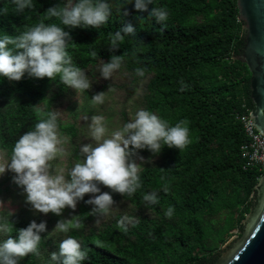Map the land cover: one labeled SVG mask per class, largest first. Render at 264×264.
I'll use <instances>...</instances> for the list:
<instances>
[{
    "label": "trees",
    "instance_id": "obj_1",
    "mask_svg": "<svg viewBox=\"0 0 264 264\" xmlns=\"http://www.w3.org/2000/svg\"><path fill=\"white\" fill-rule=\"evenodd\" d=\"M125 2L113 0L112 17L98 29L66 28L75 41L69 42V55L83 70L108 61L113 54L121 55L122 66L131 73L143 68L145 76H137L147 78L142 108L172 125L184 121L191 142L180 151L165 147L157 160L146 163L142 187L131 199L113 193L115 201H128V214L138 220L135 226H129L127 232L119 229L120 214L95 228L90 225L95 217L89 212L92 206L81 201L74 214L86 218L82 228L71 235L88 252L83 264H211L230 231L237 228L241 233V222L253 207L255 186L263 174L256 168L244 169L240 157L245 136L236 114L253 110V104L250 72L235 58L244 36L236 0H155L149 10L156 6L169 12L163 26L148 17V12L136 10L134 0L124 6L127 16L117 13L115 9ZM33 3L34 9L17 13L10 0H0V6L9 10L0 15V35L18 34L38 23L48 7L63 6L64 0ZM46 22L60 24L58 18ZM129 22L136 34L125 36L120 48L110 49L111 36ZM66 89L58 78L0 80V151L6 158L16 140L37 122L35 108L42 103L53 111L47 102L49 95L55 99ZM126 121L123 114L122 124ZM59 124L61 132L71 137L78 134L74 124ZM150 154L140 151L145 158ZM74 156L80 159L79 153ZM7 181L0 180V194L8 191ZM164 185L170 191H161L160 203L146 207L144 193ZM101 190L110 191L105 186ZM169 207L173 208L171 217L165 215ZM10 219L15 222L13 235L16 227H25L32 220L40 222L24 212ZM41 235L40 255L29 254L20 264H46L52 240L46 232Z\"/></svg>",
    "mask_w": 264,
    "mask_h": 264
},
{
    "label": "clouds",
    "instance_id": "obj_2",
    "mask_svg": "<svg viewBox=\"0 0 264 264\" xmlns=\"http://www.w3.org/2000/svg\"><path fill=\"white\" fill-rule=\"evenodd\" d=\"M10 3L17 13L35 8L33 0H10ZM127 4H133V0H126L115 11L127 16L129 13L124 7ZM154 4L155 0H134L136 10L148 12V17L163 26L169 19V12L156 6L149 10V5ZM8 11L0 6V15H7ZM113 11V0H64L63 6L48 7L38 23L27 26L18 34L0 35V80L20 81L26 76L33 79L47 77L51 81L58 78L60 85L76 92L91 89L92 81L69 55V42L74 40L71 32L65 29H98L109 22ZM52 18H58L60 24L46 22ZM136 32L132 23L122 25L111 36L109 48H120L125 36ZM123 62L121 55H111L99 68L101 77L112 78ZM135 73L139 77L145 76L143 68H136ZM91 100L94 105L103 104L105 91L95 93ZM35 114L34 127L16 140L10 156L0 163V176L6 171L14 173L12 180L22 189L25 203L33 211L45 215L51 212L62 217L47 234L48 238H61L58 249L50 253L46 264H83L88 258L82 242L71 235L73 230L82 228L86 217L72 214L65 218L62 216L65 208L74 213L78 203L83 201L92 206L89 212L97 217V223L110 218L118 205L113 193L131 199L141 189L146 160L152 162L165 147L180 151L191 142L190 129L184 121L172 125L148 109L137 110L132 118L112 130L104 116L93 115L85 137L90 138V142L81 144L80 159L70 168L57 167L53 161L66 155L68 143L60 131L59 113L44 106L36 107ZM141 150H148L152 155L145 158L140 155ZM101 186L110 191H102ZM161 191L168 193L169 186L144 193L145 206L158 205ZM86 194L88 199H85ZM10 204V200L6 203L0 199V264H20L29 254L39 256L41 234L47 232L46 221L32 220L25 227H16L13 235L15 222L10 218L15 209ZM4 205H8L6 210ZM165 215L171 217L173 208L169 207ZM137 223L134 215L124 213L119 217L117 227L127 232L129 226Z\"/></svg>",
    "mask_w": 264,
    "mask_h": 264
},
{
    "label": "rangeland",
    "instance_id": "obj_3",
    "mask_svg": "<svg viewBox=\"0 0 264 264\" xmlns=\"http://www.w3.org/2000/svg\"><path fill=\"white\" fill-rule=\"evenodd\" d=\"M101 65L102 62L98 61L95 65L89 66L84 70L89 80L93 83L91 89L83 92H76L72 88H67L55 99H52L53 97L51 94L47 99L52 110L59 113V122L62 124H74L75 128L78 130V134L75 137H71L70 135L61 132V134L68 139V143L65 145L67 153L62 156L60 160L53 161V164L57 167L62 166L70 168L79 160V158L76 159L74 153H79L82 143L90 142V138L85 137L89 132L88 123L93 115L104 116L110 130H112L122 125L123 114L126 116L127 120H129L134 116L137 110L142 108V94L147 78L140 80L135 73H131L122 66L121 69L113 73L112 78L104 79L101 77L99 71ZM100 91H105V102L103 104L94 105L91 100L92 95ZM42 105V103L39 104V107H42ZM73 147L76 148L75 152L72 151ZM151 155L152 154H150L149 157ZM157 158L158 157L156 156L153 160H157ZM6 160L7 158L4 153L0 151V163H4ZM146 163L149 162L146 160L145 164ZM13 175L14 173L6 171L3 176H0V180L2 178H8L6 185L8 184L7 186L9 187L7 192H2L0 194V199H3L6 203L9 200L11 201L10 207L15 209L14 215L24 212L37 220L46 221V233L48 234V232L53 229L56 222L62 217L56 216L51 212L45 215L33 211L30 205L25 203V196L22 193V189L13 182ZM254 198L253 206L256 203L255 195ZM116 202L118 205L114 209L110 218L101 219L99 223H97V217H94L90 222V225L98 228L103 223L115 219L116 215H123L124 213L130 212L128 201L118 199ZM7 207L8 205H4L5 210ZM76 210L77 208L75 209V212ZM74 213L71 209L65 208L62 216L67 218ZM242 224L245 225V222L243 221ZM230 233L231 235L227 238V241L220 245L218 257L224 254L226 250L232 246V243L240 237V231L237 228L232 229ZM60 238L61 237L59 236H53L51 238L52 242L48 247L50 253L58 249Z\"/></svg>",
    "mask_w": 264,
    "mask_h": 264
},
{
    "label": "water",
    "instance_id": "obj_4",
    "mask_svg": "<svg viewBox=\"0 0 264 264\" xmlns=\"http://www.w3.org/2000/svg\"><path fill=\"white\" fill-rule=\"evenodd\" d=\"M244 36L240 54L249 72L254 127L264 133V0H236ZM256 203L245 215L240 237L211 264H264V171L255 186ZM241 222V223H242Z\"/></svg>",
    "mask_w": 264,
    "mask_h": 264
},
{
    "label": "built area",
    "instance_id": "obj_5",
    "mask_svg": "<svg viewBox=\"0 0 264 264\" xmlns=\"http://www.w3.org/2000/svg\"><path fill=\"white\" fill-rule=\"evenodd\" d=\"M251 111L236 114V119L241 123L245 136V140L240 146V157L244 169L256 168L259 171H264V133L255 129Z\"/></svg>",
    "mask_w": 264,
    "mask_h": 264
}]
</instances>
